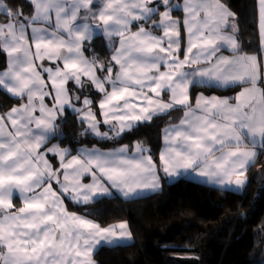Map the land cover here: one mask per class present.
I'll list each match as a JSON object with an SVG mask.
<instances>
[{"label":"snow or ice","instance_id":"1","mask_svg":"<svg viewBox=\"0 0 264 264\" xmlns=\"http://www.w3.org/2000/svg\"><path fill=\"white\" fill-rule=\"evenodd\" d=\"M28 7L25 14L0 0V90L18 101L0 114V264H94L101 242L131 238L127 222L103 226L69 213L65 199L86 206L112 189L124 197L156 191L161 170L244 188L257 149L264 151V0H254L255 52L243 50L224 0H28ZM96 32L111 49L108 62L85 55ZM197 84L241 90L193 102ZM69 109L80 135L97 143L118 144L172 109L183 117L163 128L158 161L144 142L84 146L66 160L69 149L50 140Z\"/></svg>","mask_w":264,"mask_h":264},{"label":"trees","instance_id":"2","mask_svg":"<svg viewBox=\"0 0 264 264\" xmlns=\"http://www.w3.org/2000/svg\"><path fill=\"white\" fill-rule=\"evenodd\" d=\"M25 14L31 9L28 0H14ZM235 14L237 36L245 52L259 46L254 14V0H224ZM181 16V12H176ZM3 14L0 13V21ZM104 37H96L88 53L107 62L111 54ZM107 60V61H106ZM5 58L0 55V70ZM229 94L235 89L193 87L196 92ZM95 100L98 94L92 92ZM18 101L0 90V109L5 111ZM182 110L175 109L139 124L124 134L118 144L97 143L84 137L78 117L66 111L58 120V133L50 142L69 147L70 155L81 146L111 149L144 142L158 161L162 149V130L178 122ZM248 182L241 192L214 187L186 177L169 181L161 170L162 189L158 192L125 199L119 195L103 196L89 205L66 200L70 211L96 220L103 226L127 221L133 240L130 243L102 246L94 257L99 264H264V151H260L247 171Z\"/></svg>","mask_w":264,"mask_h":264},{"label":"crops","instance_id":"3","mask_svg":"<svg viewBox=\"0 0 264 264\" xmlns=\"http://www.w3.org/2000/svg\"><path fill=\"white\" fill-rule=\"evenodd\" d=\"M174 2H178V3H181L182 4V2H183V0H174ZM230 9V8H229ZM231 10V9H230ZM232 11V10H231ZM181 16H179L178 14H176V12H174L173 13V15L174 16H177V17H183V13L181 12ZM231 22V21H230ZM135 30V29H134ZM99 36H101V37H103V34H102V32H96L95 33V35H94V38H96V37H99ZM186 39H187V36H186V33H184L183 31H182V47H183V45L186 43ZM107 45H108V42H107V40L104 38V40H103ZM110 49V48H109ZM111 50V49H110ZM111 54H112V52H111ZM111 54H110V56H109V58H108V60H110V58H111ZM224 55H229V52H227V51H224V53H223ZM85 55L87 56V57H89V58H91L92 56H90V54L88 53V51H86L85 52ZM107 61V60H106ZM108 62V61H107ZM45 63H47V64H51V62H48V61H46ZM4 69V68H3ZM2 69V70H3ZM195 86H197V87H208V86H206V85H200V84H197V85H194V86H192L191 88H190V94H191V99H192V88L193 87H195ZM220 89H223V88H220ZM235 90L232 92V93H229V94H219V93H215V92H212V93H208V92H205V91H203V90H200V91H198V92H196V94H195V96H194V98H193V102L195 101V99H196V97L198 96V95H200V94H203V95H205L206 97H211V96H217V97H220V98H234L237 94H238V92L241 90L239 87H237V88H234ZM93 93H95V92H93ZM95 94H97V93H95ZM90 95L95 99V96H94V94H92V93H90ZM99 95V94H98ZM164 98H165V100H167V95L165 94V96H164ZM99 100V96H98V98H97V101ZM18 106V104L17 105H15L14 107H17ZM11 108H9V109H6L5 111H3V110H1L0 109V114H2V113H5V112H7L8 110H10ZM173 110H175V109H172V110H169L168 112H170V111H173ZM66 111H69V112H72L70 109L69 110H66ZM73 113V112H72ZM64 115V114H63ZM182 117H183V113H182ZM181 117V118H182ZM59 119V118H58ZM176 123H179V121L178 122H176ZM50 144H58L61 148H68L69 149V147H67V146H64V145H61L58 141H54V142H50ZM119 146H123V145H119ZM163 134H162V149H161V151L163 150ZM81 147H84V146H81ZM81 147H79V148H81ZM78 148V149H79ZM112 149V148H111ZM111 149H104V150H111ZM70 151V150H69ZM260 151L261 150H259V149H257V152H258V154L260 153ZM74 155H77V152L74 154ZM258 156V155H257ZM71 158V156H67L66 157V160L67 159H70ZM257 158V157H256ZM47 159L49 160V162L50 163H52L53 165H54V167H59V157L57 156V157H53L51 154H49L48 156H47ZM256 160V159H255ZM255 160H254V162H255ZM253 162V163H254ZM252 163V164H253ZM251 164V165H252ZM250 165V166H251ZM249 166V167H250ZM249 167H248V169H249ZM248 171V170H247ZM248 173V172H247ZM247 173H246V175H247ZM166 176L168 177V179H169V181H171V182H173V181H175V180H177V179H179V178H181V177H186V178H189V179H192V180H195V181H198V182H203V183H206V184H209V185H211V186H214V187H219V188H224V189H228V190H231V191H235L234 189H230V188H225V187H220V186H217V185H214V184H211V183H209L208 181H207V179L206 178H204V177H201V176H199L198 174H196L195 172H193V171H191V170H181V171H179V173L178 174H175V175H172V176H169V175H167L166 174ZM159 177H160V184H161V187L158 189V190H156V191H149V190H145V191H142V192H140L138 195H136V196H132V197H124L123 195H122V193H120L118 190H115V189H112L111 191H112V194L110 195V196H112V195H119V196H121V197H123V198H125V199H130V198H138V197H142V196H146V195H149V194H152V193H155V192H158V191H160L161 189H162V177H161V175H160V173H159ZM61 179H62V175H61ZM90 180L88 179V178H85V180H84V182H89ZM247 182H248V177H247ZM247 184V183H246ZM58 186L55 184V183H53V188L54 189H56ZM245 187V186H244ZM244 189V188H243ZM242 189V190H243ZM242 190H240V191H236V192H241ZM14 204H15V206L16 207H20V206H22V201L20 200V199H14ZM64 204H65V207H66V209L68 210V212L69 213H75V214H77V215H82V216H85V215H83V214H80V213H77V212H73V211H70L69 209H68V207H67V204H66V200H64ZM85 218H88V219H91V218H89L88 216H85ZM94 222H97L96 220H94V219H92ZM122 222H127V221H122ZM98 223V222H97ZM119 223V222H118ZM127 224H128V222H127ZM128 228H129V231H130V227H129V224H128ZM131 232V231H130ZM133 240V236H132V233H131V238L130 239H126V240H123V241H119V242H116V243H113V244H107V243H105V242H101V244H99V245H97L96 247H95V249H94V255H95V253H96V251L101 247V246H103V245H105V244H107V245H111V246H114V245H120V244H126V243H130L131 241ZM93 255V256H94ZM94 258V257H93ZM93 261H94V264H99L96 260H95V258L93 259Z\"/></svg>","mask_w":264,"mask_h":264},{"label":"rangeland","instance_id":"4","mask_svg":"<svg viewBox=\"0 0 264 264\" xmlns=\"http://www.w3.org/2000/svg\"><path fill=\"white\" fill-rule=\"evenodd\" d=\"M60 118H61V117H59V119H60ZM59 119H58V120H59ZM89 182H90V181H89ZM98 198H100V197H98ZM98 198H97V199H98ZM94 201H95V200H94ZM74 203H75V202H74ZM120 222H122V221H120ZM117 223H118V222H117ZM103 246H111V245H107V244H105V245H103ZM101 247H102V246H101ZM93 255H94V252H93V254H92V258L94 257ZM94 258H95V257H94ZM94 258H93V259H94ZM95 260H96V259H95Z\"/></svg>","mask_w":264,"mask_h":264},{"label":"water","instance_id":"5","mask_svg":"<svg viewBox=\"0 0 264 264\" xmlns=\"http://www.w3.org/2000/svg\"><path fill=\"white\" fill-rule=\"evenodd\" d=\"M237 27V26H236ZM238 29V28H237Z\"/></svg>","mask_w":264,"mask_h":264}]
</instances>
